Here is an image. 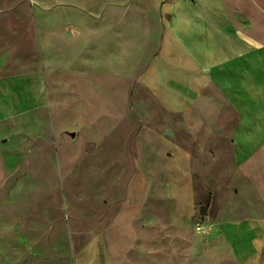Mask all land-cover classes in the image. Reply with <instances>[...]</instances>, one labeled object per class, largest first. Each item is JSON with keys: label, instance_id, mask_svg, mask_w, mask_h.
I'll return each instance as SVG.
<instances>
[{"label": "rangeland", "instance_id": "1", "mask_svg": "<svg viewBox=\"0 0 264 264\" xmlns=\"http://www.w3.org/2000/svg\"><path fill=\"white\" fill-rule=\"evenodd\" d=\"M171 1L0 0V75L48 74L52 49V57L87 52L65 35L71 6L100 7L111 33L108 60L95 45L82 69L95 74L87 93L51 87L52 111L0 122V264H235L216 226L223 222L253 228L244 238L257 249L264 126L236 147L238 115L225 103L217 141L204 152L190 138L180 124L187 100L151 69L170 19L162 6ZM254 1L264 11V0ZM45 22L59 27L60 39L48 45L37 25ZM79 67L64 62L53 71ZM259 70L256 90L264 89ZM165 141L188 153L190 193L186 184L169 187Z\"/></svg>", "mask_w": 264, "mask_h": 264}, {"label": "crops", "instance_id": "2", "mask_svg": "<svg viewBox=\"0 0 264 264\" xmlns=\"http://www.w3.org/2000/svg\"><path fill=\"white\" fill-rule=\"evenodd\" d=\"M162 7L169 11L170 19L164 24L151 69L164 78L172 93L187 100L180 113L182 127L205 152L209 142L218 139L215 127L221 125L222 109L228 103L238 115L231 131L235 146L243 140L254 139L264 131H261L264 89L256 90L253 86L254 72L258 68L259 84L264 87L261 80L264 78V11L254 0H172ZM64 9L59 13H65ZM69 14L70 25L65 28V35L69 34L73 44L87 45V52L78 48L71 57H52V49L47 55L48 74L29 70L0 75V122L24 118L36 111H52L55 103L49 99L51 87L53 93H58L63 86H70L76 92H88L86 87L92 85L90 78L95 74L82 69H87L88 63L94 61L95 45L99 60H108L110 21L100 7L91 4L71 6ZM37 25L45 44L60 39L59 27L54 23ZM64 62L78 63L80 67L69 75H55L53 69ZM250 128H254L253 132H248ZM168 143H162L165 146L161 151L173 164L172 173L167 177L169 187L186 184L190 193L188 153L181 148L174 150ZM208 152L212 161L213 155ZM190 198L191 195L188 201ZM240 225L216 224L229 242L233 262L264 264V231L261 235L257 232L254 240L257 249L251 251L244 237L253 228ZM214 226V223L209 226L208 231Z\"/></svg>", "mask_w": 264, "mask_h": 264}]
</instances>
